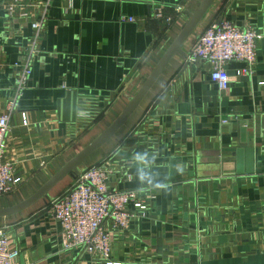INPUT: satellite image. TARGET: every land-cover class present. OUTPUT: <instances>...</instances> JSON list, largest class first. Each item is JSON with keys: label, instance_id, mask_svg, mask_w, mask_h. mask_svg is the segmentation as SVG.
<instances>
[{"label": "crops", "instance_id": "0c3cea01", "mask_svg": "<svg viewBox=\"0 0 264 264\" xmlns=\"http://www.w3.org/2000/svg\"><path fill=\"white\" fill-rule=\"evenodd\" d=\"M200 2L0 0V117L10 126L4 160L18 186L0 209L33 196L118 118ZM127 18L133 22L120 21ZM222 20L256 32L254 74L229 63L220 92L206 63L174 57L114 137L79 167L80 175L105 163L112 188L151 191L144 217L112 233L110 262L86 247H62L52 202L78 175L53 187L47 202L0 218L19 252L15 264H264V0H215L183 43L186 56ZM31 48L32 76L10 111Z\"/></svg>", "mask_w": 264, "mask_h": 264}, {"label": "built area", "instance_id": "2783aa9c", "mask_svg": "<svg viewBox=\"0 0 264 264\" xmlns=\"http://www.w3.org/2000/svg\"><path fill=\"white\" fill-rule=\"evenodd\" d=\"M162 17V13L156 10L155 18ZM120 21L133 22V19ZM39 27L38 22L32 25L35 31ZM256 40L257 34L253 29L237 27L226 20L219 21L206 28L199 36L186 57L185 64L191 66L199 62L206 63L211 82L220 92H224L229 84L225 68L229 63L243 64L241 73L245 76L251 77L254 74L257 64ZM33 51L31 48L26 62L22 65V76L17 82L14 100L9 106L10 111L16 108L32 76L30 61ZM89 117L88 114L80 116ZM22 118L26 121L25 115ZM9 132V117H0V198L12 194L18 187L13 177V165L4 160L5 141ZM110 178L111 172L105 163L91 166L78 176L67 193L52 202L64 250L86 247L100 260L109 263L112 233L124 232L131 222L144 217L151 191L112 188L109 185ZM126 178L130 180L127 175ZM18 256V250L11 249L4 230L0 229V264H15Z\"/></svg>", "mask_w": 264, "mask_h": 264}, {"label": "water", "instance_id": "95a60500", "mask_svg": "<svg viewBox=\"0 0 264 264\" xmlns=\"http://www.w3.org/2000/svg\"><path fill=\"white\" fill-rule=\"evenodd\" d=\"M215 0H201L197 8L190 12H185L188 18L187 22L182 26L180 33L173 41L168 50L164 53L162 58L159 60L155 68L152 70L148 78L145 80L141 88L138 90L136 95L130 100L123 112L118 118L106 128L99 136H97L88 146H86L79 154H77L70 162H68L56 175L51 177L49 181L42 186L33 196L26 201L16 206L0 209V218L17 214L28 207L32 206L39 200L47 202L49 200V192L65 177L70 176L75 179L79 175V167L93 155L104 143L114 137L115 133L123 126L128 120L131 114L139 106L143 98L146 96L148 91L154 85L158 77L174 58L186 59V54L182 51L183 43L191 36L197 25L200 23L210 6Z\"/></svg>", "mask_w": 264, "mask_h": 264}]
</instances>
